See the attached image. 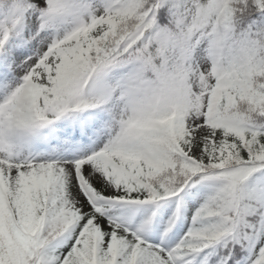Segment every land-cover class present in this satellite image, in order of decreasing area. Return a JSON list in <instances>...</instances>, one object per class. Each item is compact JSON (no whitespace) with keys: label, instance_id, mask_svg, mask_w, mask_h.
Segmentation results:
<instances>
[{"label":"snow or ice","instance_id":"snow-or-ice-1","mask_svg":"<svg viewBox=\"0 0 264 264\" xmlns=\"http://www.w3.org/2000/svg\"><path fill=\"white\" fill-rule=\"evenodd\" d=\"M0 264H264V0H0Z\"/></svg>","mask_w":264,"mask_h":264}]
</instances>
